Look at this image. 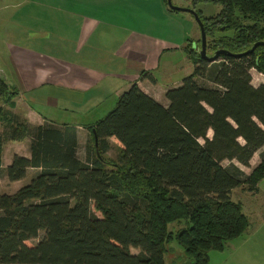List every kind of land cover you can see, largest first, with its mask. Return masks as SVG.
I'll return each mask as SVG.
<instances>
[{
    "label": "trees",
    "instance_id": "16d2710c",
    "mask_svg": "<svg viewBox=\"0 0 264 264\" xmlns=\"http://www.w3.org/2000/svg\"><path fill=\"white\" fill-rule=\"evenodd\" d=\"M203 1L221 6L199 13L207 49L239 53L264 41V0ZM188 52L193 71L166 89V105L134 81L85 127L84 159L75 125H33L6 108L17 89L0 76V169L3 145L28 139L29 156L14 154L3 172L11 182L34 172L0 193V264H165L173 238L191 264H208L209 250L248 228L230 194L257 192L264 178V82L254 85L251 74H264V46L215 61ZM257 151L244 173L239 165L249 167ZM180 220L186 226L168 230Z\"/></svg>",
    "mask_w": 264,
    "mask_h": 264
},
{
    "label": "crops",
    "instance_id": "0c3cea01",
    "mask_svg": "<svg viewBox=\"0 0 264 264\" xmlns=\"http://www.w3.org/2000/svg\"><path fill=\"white\" fill-rule=\"evenodd\" d=\"M122 1L127 0H120V4L108 0V6L127 14V5ZM0 4L6 18L0 32L24 34L32 42L24 44L12 38L0 45V76L17 89L9 108L21 119L33 125L47 121L71 124L58 122L56 115L77 113L78 118H89L84 125L71 124L78 128L80 139L85 127L100 118L98 112L89 113L108 110V101H116L114 96L119 97L134 81L157 101L167 104L166 87L159 89L154 76L164 52L159 48V36L134 27L128 29L116 18L107 20L106 12L96 8L100 2L95 0H0ZM95 48L97 51L90 53ZM103 62L105 69L95 66ZM23 141L25 148L13 149L7 164L14 154L29 156V140ZM8 142L3 145L2 155ZM257 153L249 166L256 165L258 160L254 164L252 161Z\"/></svg>",
    "mask_w": 264,
    "mask_h": 264
},
{
    "label": "rangeland",
    "instance_id": "374dc122",
    "mask_svg": "<svg viewBox=\"0 0 264 264\" xmlns=\"http://www.w3.org/2000/svg\"><path fill=\"white\" fill-rule=\"evenodd\" d=\"M112 1L114 4L121 3L120 0H111V2ZM95 2H100V6L96 8L103 9V11L106 12L105 18L107 20L114 21L116 18L117 22L127 24L129 26L128 29L134 27L146 32H151L160 37L159 48L160 50L164 49V52L160 56V68L154 73V76L158 80L157 87L159 89H163L164 87L167 89L180 84L182 78L193 71L194 66L188 57V49L199 48L200 32L196 21L189 12L168 8L166 0H127L122 1V3L127 5V15L123 12V9L112 10V7L108 6V0H95ZM172 3L180 7L194 6L195 10H198L205 17L213 16L221 9L219 4H213L203 0H197L195 4L192 3V0H172ZM1 6L3 9L2 4H0V7ZM116 14L123 15L118 16ZM101 17L103 18V16ZM5 24L6 18L4 13L2 14V12H0V29ZM223 33L230 34L229 31L219 32L216 30L213 32V35L219 36ZM0 34L4 35V38H0V45H4L6 40L11 41L12 38L19 39V41L24 44L32 43L26 40L24 34L17 35V33L13 34L12 32L5 31L0 32ZM210 38V35H206L207 44ZM167 41H169V43H167ZM177 43L178 47L170 48L174 47L173 45ZM95 51H97L96 48L90 49V53H94ZM197 51H199V49ZM211 51L212 49H207V53ZM86 53L85 51L82 52V54ZM104 57L108 56L104 54ZM95 66L105 69L106 63L103 62ZM251 74L252 83L254 85L264 82V74L257 72L255 69L251 70ZM114 98L117 101L118 96H114ZM116 101L113 102V99H110L106 104V106L110 108L105 110V112L95 111L89 114L98 112L101 118L115 106ZM5 107L9 108L7 105ZM56 119L58 122H67L71 124L80 123L81 125H84V123H87L89 120V118L85 116L78 118L77 113L72 114L70 112H60L56 115ZM82 133L83 135L80 136L77 154L79 158L84 159V146L88 134L86 129L82 131ZM25 146L26 144L24 141L20 143L8 142L6 144L0 169V193H13L19 187L28 183L34 175V172L29 170L25 177L11 182L6 179L3 172V168L8 165L7 163L11 158L12 150L15 148L23 149ZM117 153L118 146L116 143L112 142V147L107 152V156L114 158ZM259 160L260 155L257 153L252 162L254 164L256 161L259 162ZM224 164H227V161H225ZM254 166L252 165V167ZM252 167L239 165V168L246 174L251 171ZM257 187V192L253 193L242 187L234 188L231 191V199L241 203L242 211L249 219V225L240 236L227 239L221 250H209L208 264H264V178L259 181ZM184 226H186V221L180 220L168 223L167 228L169 231L175 232L178 228ZM132 251L136 252L135 249ZM164 262L165 264H191L192 261L191 257L185 253L182 246L173 238L171 241L165 243Z\"/></svg>",
    "mask_w": 264,
    "mask_h": 264
},
{
    "label": "water",
    "instance_id": "95a60500",
    "mask_svg": "<svg viewBox=\"0 0 264 264\" xmlns=\"http://www.w3.org/2000/svg\"><path fill=\"white\" fill-rule=\"evenodd\" d=\"M166 4H167L168 8H170L172 10L187 11L192 15V17L194 18V20L196 21V23L199 27V32H200V46L198 48L199 51H197V52L201 58H203L207 61H215L222 54L231 55V56H242V55H245V54L252 52L259 45L264 46V41L259 40V41L254 42L249 49H247L243 52L233 53L227 49L219 48V49L214 50L213 53L211 55H209L207 53V48H206L207 41H206V32H205L204 24H203L199 14H198V12L195 11L193 8H190V7L176 6L172 3V0H166ZM95 143H96V139H95Z\"/></svg>",
    "mask_w": 264,
    "mask_h": 264
},
{
    "label": "flooded vegetation",
    "instance_id": "af4514ba",
    "mask_svg": "<svg viewBox=\"0 0 264 264\" xmlns=\"http://www.w3.org/2000/svg\"><path fill=\"white\" fill-rule=\"evenodd\" d=\"M187 7H190V6H187ZM190 8H193L194 10H195V8H194V6H191ZM195 11H197L198 12V10H195ZM200 12H198V14H199ZM198 47V46H197ZM213 51L214 50H212L210 53H208L209 55H211L212 53H213Z\"/></svg>",
    "mask_w": 264,
    "mask_h": 264
}]
</instances>
